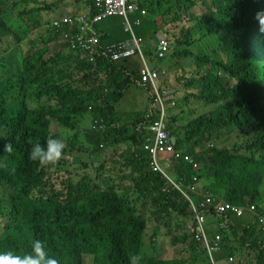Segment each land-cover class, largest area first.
Masks as SVG:
<instances>
[{"label": "trees", "instance_id": "16d2710c", "mask_svg": "<svg viewBox=\"0 0 264 264\" xmlns=\"http://www.w3.org/2000/svg\"><path fill=\"white\" fill-rule=\"evenodd\" d=\"M6 1L0 0V13L7 18L6 22L0 19L1 31H14L19 41L28 38L41 25L43 8L6 5ZM91 3L87 0L86 10L67 9L57 16L53 10H45L49 30L45 41L50 45L64 41L60 50L51 51L46 44L33 51L39 35L29 41L32 51L25 56L20 46L0 45L17 62L15 71L0 72V252L23 254L31 250L32 240L42 239L65 264H82L86 258L93 264H129L133 255L140 257L139 264H195L206 258V250L198 248L175 259L142 252L150 206L158 225L151 235L153 246L158 238L173 241L179 233L180 239L190 238L186 228L195 223L189 201L168 186L161 173L150 170V153L144 149V135L137 131H145L144 118L138 113L131 129L128 121L122 122V112L113 111L135 89L143 88L148 104L154 102L156 89L150 80H143L141 71H155L159 76L164 68L155 84L159 91L172 89L174 95L167 127L176 148L201 163L202 194L245 207L241 217L234 212L220 217L215 211L208 217L209 235L220 232L224 236L217 257L232 259L233 264L239 258V264H264V222L260 221L264 219V33L259 31L256 15L264 11V0H137L148 14L142 17L134 11L128 17L137 26L132 33L144 38V56H117L115 45L112 57L97 55L93 61L75 45L82 31L53 30L48 21L82 12L92 16ZM117 27L120 25L113 23L109 30H98L103 31L99 47L105 50L108 43L119 45L130 39L131 31L124 36L123 27ZM162 33L170 46L162 59L155 60L151 51L159 48L157 34ZM103 71L106 78L94 77ZM169 75L178 84L167 79ZM89 84L97 85L98 90L81 88ZM91 105L94 108L89 110ZM91 114L95 119L105 118L109 128L96 132L87 123ZM82 121L86 123L83 129ZM53 124L59 130H79L66 137V152L83 149L82 154L87 155L95 140L104 145L128 143L129 151L121 154L125 161L117 165L119 171H112L108 187L98 177L82 175L62 180L59 187L51 182L43 188L46 171L75 170L66 163L68 159L56 167L29 159L31 145H43L49 137L58 139L60 132L52 131ZM6 145L10 151H5ZM163 159L169 160L176 181L190 182L191 164L169 155ZM129 167L131 171H126ZM128 174L130 184L125 185L121 182ZM37 187L41 189L35 193ZM202 199L195 195L194 204L198 206ZM249 205L255 209L248 210ZM217 217L225 222L231 218L236 225L219 229ZM170 218L182 230L174 231ZM213 257L217 263L215 253Z\"/></svg>", "mask_w": 264, "mask_h": 264}, {"label": "rangeland", "instance_id": "374dc122", "mask_svg": "<svg viewBox=\"0 0 264 264\" xmlns=\"http://www.w3.org/2000/svg\"><path fill=\"white\" fill-rule=\"evenodd\" d=\"M11 3L19 5L20 7H26L28 5L37 4L35 7L40 6L43 8L42 10H40L41 20H42L41 25L35 30H33L29 34L28 38L25 36L23 40L21 41L17 39V35L14 31H7V32L1 31L3 27L0 24V45L6 48L20 46L21 51H22V56H25L29 52L32 51V46L29 41L32 40L37 35H39L40 40L34 46L33 51L42 49L46 44L50 46L51 51L62 49L64 47L65 42L60 41V39L58 40V45H50L48 41H45L49 37V30L45 26L46 11L53 10L54 11L53 16H57L62 13H66V10L68 8H70L69 10H71V12H73L72 10H76V11L86 10L84 5L85 3H87V0H79V1L77 0H7L5 2L6 5H11ZM47 5L50 6L49 9L45 8ZM7 13L10 15L11 10H8ZM0 19L6 22L7 18L4 13H0ZM48 21L49 23H51L52 22L51 18H48ZM135 22L142 23L141 20H135ZM12 23L17 24V19H12ZM110 23L120 25V27H123L121 28V30L123 31V35L124 36L129 35V33H127V31L124 30L125 21H123V18L120 16H112V17L106 18L105 20L99 23L98 30L105 29V27L109 25ZM69 26L74 27L75 25H69ZM22 27L23 26H21V29ZM120 27H117V28H120ZM136 27L137 26H134L135 31L137 32ZM52 28L60 29L61 27L54 24ZM101 32L103 31L97 32V34ZM110 33L113 35L116 34L115 31H110ZM158 36L159 34H157V37ZM161 36H163V33L161 34ZM82 41H83L84 49L89 55H92V56L104 55L105 57H112L111 53L105 51L104 49L99 47L97 44L93 43L91 40L82 39ZM67 44L69 45L70 43H67ZM156 50H159V48H157ZM151 54L154 56L153 59L155 60L159 59V55L155 51H151ZM16 65H17V62L15 61L13 57V53L8 54L7 52L2 51L0 48V72H3L4 70H8L9 72L15 71ZM59 67L61 68V66ZM60 74L61 72H57V75H60ZM141 74L146 75L148 73L141 71ZM3 75L5 76V74ZM94 77H99V79H104L106 78V73L104 71L99 72V74L94 75ZM166 78L177 83L176 77L174 75H169ZM81 88L87 89V90H92V89L98 90L96 89L97 85L95 84L81 85ZM142 89L133 90L132 91V93H134L133 95L127 94L121 100V102L115 104L116 108L113 111L116 114H119L122 112L120 114V118L122 122L128 121V124H129L128 126H130L131 129H132L131 127L132 124H136L134 122L136 121L137 114L140 113V118L143 117L144 121L146 122L144 124L145 131H142L139 128H137V131L140 134L144 135L145 142L147 141V139H149L150 146L153 148V150H156V149H159V144L165 139L162 136V132L159 133V128L156 130L152 129V126L155 124V122L159 121L158 107L152 104H148V98H147L146 91ZM136 95L139 96V100L137 101L134 99V96ZM177 96L178 95H176V97ZM176 101H177V98H176ZM21 104L25 105L24 102H22ZM102 106L106 107L107 104H103ZM90 107L92 109L94 108L93 105H91ZM147 108L148 110H146ZM130 112H133L134 114H131ZM124 113H128V114L126 115ZM110 116H111V112L107 113L108 119L110 118ZM101 119H102V122H98L97 120H95L94 116L91 114L87 118V123L92 124L96 132L102 133L107 128H109V124L106 122L107 120H105V118L102 117ZM163 125L166 128V126L168 125V122L165 121ZM85 126H86V123L82 121L80 123V127L83 129ZM52 131L54 132L59 131L60 136L57 135L58 139H61L63 143L66 144L68 141L66 137L73 136L74 133H78L79 130H76V131L69 130V129L59 130V127L56 124H53ZM233 137H237L235 132L233 133ZM111 139L112 141L115 140L113 137H111ZM86 147L87 145L85 146V148ZM128 151H129L128 143L127 144L122 143L118 145L117 144L104 145L95 140L92 151L89 154L83 155L82 154L83 149L77 151V155L75 156L72 162V165L75 166L76 171L65 172L63 174V178H61V176H58V177L50 176V179L55 184L56 187H59L61 186L62 180H66L69 177L74 179V176L81 177L82 175H89L90 177L100 178V181L101 180L103 181L104 187H108L110 184L109 180L112 174L111 171H119L117 165L123 164V162L125 161V157H123L121 154L123 152H128ZM149 156L150 158L148 160V164H149L150 170L157 172V173H161L167 179L168 186L176 187L177 181L170 174V171H169L170 168L167 167V164H164V165L161 164L159 168L160 158L159 156H156L158 164L155 167V165L153 164V161H154L153 155L151 154ZM68 159L71 161V158H68ZM66 163H70V162H66ZM60 164L61 163H58L55 165H60ZM126 171H131L130 167ZM56 173L59 174L60 172H56ZM121 183L125 185H129L130 184V174H128ZM166 189L167 187L164 188V190ZM34 192L38 193L39 191L34 190ZM192 208L195 209L196 206L192 205ZM147 220H148V227H147L146 235H145V245L143 247V253L146 255H153V254L160 253V259H173L171 251L169 250V247H168L172 243L171 238L169 237H162L160 239L158 238V241L156 244H154V246L151 243V235L154 233L155 228H157L158 226L154 218L152 217L151 206L147 214ZM170 224L172 225V228L174 229V231L182 230V227L175 226L174 221L171 218H170ZM196 233H198L199 238H204L206 236L212 237L211 235H209L210 233L209 228L199 230ZM214 241H215V238L212 237V242ZM164 246L166 247L164 248ZM159 248H161L162 250L159 251ZM248 257L249 256L247 255L246 257H244V259H247ZM84 264H93V261L90 258H86Z\"/></svg>", "mask_w": 264, "mask_h": 264}, {"label": "built area", "instance_id": "2783aa9c", "mask_svg": "<svg viewBox=\"0 0 264 264\" xmlns=\"http://www.w3.org/2000/svg\"><path fill=\"white\" fill-rule=\"evenodd\" d=\"M92 3L90 6H92L95 10V14L92 16H88L86 14H79V15H70L65 16L60 19H55L53 24L61 27V28H77L80 31H82V35H78L75 40V45L80 46L84 51V45L82 39H88L91 40L93 43L99 45L101 42V36L100 33L97 34L98 29L97 25L99 22H102L104 19L112 17V16H120L125 21V30L130 33L131 37L129 40H126L123 44H108L107 49L105 51L111 53L113 50V47L117 46V56H133L136 55L137 52H140V57H143L142 49L140 45V39H138L134 33H132L133 30V23L131 20H129L128 13L129 12H140L141 16L144 17L147 14V9L140 7L136 1L131 0H91ZM74 16V17H73ZM69 25H75L74 27ZM85 33H87L85 35ZM128 41V42H127ZM169 48V42L166 39H161L159 41V51L156 50V53L159 55V58L163 57L166 51ZM86 52V51H85ZM87 56L89 57L90 61H93L95 59V56L89 55L86 52ZM164 73V71H163ZM161 76V73L159 72V76L155 71L148 72V74L143 75V80L147 81L150 80L153 83L154 88L156 89L157 98L154 102L150 103L152 105H155L158 107V115H159V121L155 122V124L152 126V129L156 130L159 128V133L162 132V136L165 138L160 144L159 149L153 150V148L150 146V141L147 139L146 142H144V149L152 154L154 157L153 164L155 167L158 164L156 156H159V168L161 164H167V167L169 166V161L167 159H163V156L169 155L174 157L176 160H183L186 163L191 164L193 169V175L192 179L194 181V185L191 186V189L199 194L198 191H196V184L199 182V173L201 169V163L198 160H195L192 156L188 154H183V152L176 148L175 143L173 141V137L166 126L164 127V122L168 121L170 117V111L169 108L171 106L175 105L174 101V95L172 93V89H162L159 91L158 85L155 84V81L157 78ZM160 93V96H159ZM98 122H102V119L97 120ZM149 150V151H148ZM184 195L190 199V196L187 192H184ZM204 202L200 204V206L203 208L205 204H210L211 201H215V199L208 194L204 195ZM218 209L220 213L223 214H229L230 212H234L237 216H242L244 214L245 207L241 206H235L228 202H222L218 205ZM247 209L250 211H253L255 209V205H249L247 206ZM196 212V209H193ZM199 226L200 230H203V222H204V216H199ZM261 222H264V219H260ZM195 238L198 239L199 235L198 233L195 234ZM207 250L209 255H211L213 252H216L220 248V244L218 242H215L211 245L207 243Z\"/></svg>", "mask_w": 264, "mask_h": 264}, {"label": "clouds", "instance_id": "9594fccd", "mask_svg": "<svg viewBox=\"0 0 264 264\" xmlns=\"http://www.w3.org/2000/svg\"><path fill=\"white\" fill-rule=\"evenodd\" d=\"M134 1H136V3H137V0H134ZM143 8H145V7H143ZM79 14H85V13H79ZM79 14H75V15L77 16ZM256 15H257V20H258L259 25H260L259 31H260V33H264V11L257 12ZM63 17H65V16H63ZM53 19H57V18H52L51 19V21H52L51 22V27L54 25L53 24V22H54ZM99 23H98V25H99ZM98 25H97V29H98ZM62 29H64V28L53 29V30H62ZM133 29L135 30L134 25H133ZM101 34L102 33H100V36H101ZM138 39L141 40L140 41V45H141V49H142V54L144 55L145 54V51H144V38L142 36H139ZM161 39H165V38L159 36V41ZM114 43H108V44H114ZM169 46H170V42H169ZM165 54H164V56H165ZM136 55L140 56V52H137ZM133 56H135V55H133ZM133 56L130 55L129 57H133ZM163 57H161L159 59H162ZM163 71H164V68L161 69V72H162L161 75L164 74ZM89 110H92V108L90 106H89ZM95 120H99V119L96 118ZM64 147H65V145H64V143H63V141L61 139L49 137V138L46 139V141H45V143L43 145L40 144V143H35V144L31 145L30 151H29V154H28L29 155V159L31 161L39 162V164H41V165L46 164L47 166L56 167L57 165H55V164L60 163L63 159L71 158V161L68 159L67 162H70V163H67V164H72L75 156L77 155V152L72 151V150H70V152H66V150H63ZM5 151H10V146L9 145L5 146ZM91 151H92V149H91ZM172 158L174 159V157H172ZM174 160H176V159H174ZM64 165H66V164H64ZM74 171H76V169ZM65 172H67V171H61L58 174V173H52L51 171H46V174H45V177H44L45 183H44L43 188L51 186V182L52 181L50 179V176L51 177L63 176V174ZM202 182L203 181H201V179L199 178V182H198L199 187H200V184H202ZM179 185H180V182L177 181V186L174 187V188L178 189ZM39 189H41V188L40 187L35 188V190H38V191H39ZM205 194H208V193H205ZM205 194H202V191L200 189L199 195H202V197H204ZM212 197L215 199V201H211V202H213V203L217 202V199L214 196H212ZM189 203L191 204V208H192V205H195L194 202H192V201L189 202ZM219 204H220V202H218V205ZM197 208H199V210H197ZM195 209H196V212L192 208V210H193V212L195 214V223L187 225L186 230H187L188 233L191 234L192 239H194L196 241H199V242H205V246H203V247L205 248V250L207 252V256H206V258L204 260H200L199 263L200 264H208L207 259H209L210 264H217L215 262V260H214L213 254L218 252L220 250V248H219L218 251L213 252L211 255H209L208 250H207V248H208L207 243L209 245H211V244H213L215 242H218L220 244V246H221V243L224 241V236H222V234H220V233H217L214 236V238H215L214 242H212V238L210 236H206L204 238L196 239L195 238V234H196L197 231L200 230L198 217L201 216V215L204 216L203 229H208L209 228V221H208V217L209 216H207L205 214V212L202 210L200 204H198V206H196ZM218 213H219L220 217H224V216L228 215V214L220 213L219 209H218ZM222 227L226 228V222L225 221L222 224ZM142 243H143V245H145V241H143ZM165 247L166 246H164V248ZM30 249H31L30 251L25 252L23 254H15V253H13L11 251L0 252V264H65V262H64L65 260L60 255L56 254L53 251V249L48 246L47 242L43 241L42 239H34V240H32L30 242ZM160 250H162V249L159 248V251ZM142 252H143V249H142ZM159 256H160V253H159ZM139 260H140V257L138 255L130 256L129 257V264H139ZM82 264H84V263L82 262ZM228 264H233L232 259H230L228 261Z\"/></svg>", "mask_w": 264, "mask_h": 264}, {"label": "crops", "instance_id": "0c3cea01", "mask_svg": "<svg viewBox=\"0 0 264 264\" xmlns=\"http://www.w3.org/2000/svg\"><path fill=\"white\" fill-rule=\"evenodd\" d=\"M79 1V0H77ZM70 8H68L69 10ZM83 13V12H82ZM65 16H70L69 14L65 15ZM53 21H55V19H53ZM113 23H110L109 25H107L105 27V29L103 30H109V27L112 25ZM102 30V29H101ZM165 35H166V32H164ZM161 34H159L160 36ZM121 102V101H120ZM132 114V112H130ZM180 185H179V188L176 189L178 190L184 197L186 200H188L189 202H194V196L195 195H199L198 193H196L195 191H193L191 189V186L194 185V181L193 179L190 180L189 183H186L184 180H180ZM200 189L202 191V184H200V187L198 184H196V191L200 192ZM184 192H187L190 196V199L187 198L185 195H184ZM204 198V197H202ZM202 202H204V199H202L199 204H201ZM202 208V207H201ZM202 210L205 212V214L207 216H210L212 215V211H215L216 214L219 216V213H218V201L213 203L211 202L210 204H205V206L202 208ZM218 220V224H219V229L221 228H225V227H222V224L224 223V221L220 218V217H217ZM236 225L231 218H229L226 222V227H231V226H234ZM216 233H220V232H216ZM178 236L175 238V240L172 241V243L170 244L169 247V250L171 251V254H172V257L173 259L175 258H180V254L188 249L190 250H193V248H198V249H205L203 246H205V242H197V241H192V237L188 238V239H180V235L181 233L177 234ZM221 251V250H220ZM218 251L217 253H215V257H216V261H217V264H228V261L225 260L224 257L222 256H218L217 257V254H219ZM239 261H240V258L235 262L236 264H239ZM242 261L243 262H246V259L242 258ZM207 262L208 264H210L209 262V259H207ZM195 264H200L199 262H196Z\"/></svg>", "mask_w": 264, "mask_h": 264}]
</instances>
